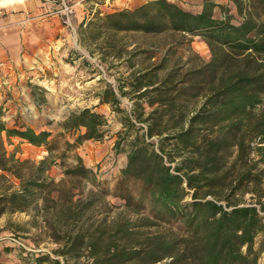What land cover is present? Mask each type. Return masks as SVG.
Returning <instances> with one entry per match:
<instances>
[{
    "label": "trees",
    "instance_id": "obj_1",
    "mask_svg": "<svg viewBox=\"0 0 264 264\" xmlns=\"http://www.w3.org/2000/svg\"><path fill=\"white\" fill-rule=\"evenodd\" d=\"M227 6L205 0L202 11L194 13L169 0H150L91 21L99 31L112 33L198 36L212 56L181 79L171 72L156 82L151 72L141 73L130 83L131 91L120 85L119 93L109 87L101 95L102 104L123 113L121 97L134 93L137 100L122 121L127 164L109 193L123 201L120 215L127 216L74 231L61 255L73 252L78 258L88 249L91 264L168 259L165 264H259L262 250L256 243L259 237L264 240V0H230ZM217 7L223 18L215 15ZM236 11L240 20L234 22ZM195 100L192 107L189 102ZM108 125L107 117L92 108L71 113L55 134L9 127L0 119V179L10 183L12 176L20 182L0 194V218L8 211L27 213L40 195L49 199L58 185L49 175L56 165L66 177L101 189L97 173L79 154L72 166L65 161L86 142L101 141ZM14 138L44 147L47 155L38 162L21 160L16 150L6 148V140L12 144ZM116 145L119 151L121 141ZM248 193L251 202L244 201ZM93 199L74 203L67 219L76 223L95 205ZM66 234L69 242L71 230ZM50 260L42 255L36 263Z\"/></svg>",
    "mask_w": 264,
    "mask_h": 264
},
{
    "label": "rangeland",
    "instance_id": "obj_2",
    "mask_svg": "<svg viewBox=\"0 0 264 264\" xmlns=\"http://www.w3.org/2000/svg\"><path fill=\"white\" fill-rule=\"evenodd\" d=\"M149 1L24 0L0 9V32L8 33L13 26L21 29L17 30L20 35L15 41V52L4 51L0 58L7 64L0 78V119L9 127L29 126L38 132L51 131L54 134L59 132L58 125L71 113L84 108L104 114L109 121L101 141L86 142L70 152L65 161L66 166H72L79 154L85 165L97 173L101 189L87 181L66 177L62 166H54L49 175L58 185L49 199L40 195L36 206L27 213L8 211L5 214L4 222L0 224V264H3V252L12 254L2 259L8 258L7 264H38L36 259L42 255L51 257L48 264H91L88 249L78 258H74L73 252L63 256L59 251L70 247L74 231L106 226L105 221L127 216L120 215L123 201L109 193L114 191L127 164L128 148L121 135L122 121L124 113L131 112L137 100L134 93L121 97L119 109H123V113L115 111L109 104H102L101 95L109 87L119 93L120 85L131 91L130 83L141 73L151 72L149 77L156 82L171 72L176 75V80L181 79L212 56L207 43L198 36L175 32L112 33L99 31L91 22L96 15L132 9ZM169 1L194 13L201 12L205 2ZM214 1L228 5L226 0ZM215 15L223 18L224 12L217 7ZM233 15L234 22L240 20L237 11ZM161 65L163 70H159ZM196 101L189 104L193 107ZM142 103L147 110L150 109L147 101ZM118 141H121L122 149L119 151L116 150ZM6 148L9 152L16 150L21 160L38 162L47 155L44 147L33 146L18 138L12 139V144L6 140ZM9 178L10 183L0 179V194L9 185L19 187L18 180L12 176ZM92 197L95 205L85 216L76 223L67 219L74 203ZM244 201L251 202V194H246ZM39 208H43L40 214L37 212ZM69 230L71 238L68 242L66 233ZM17 241L40 252L26 253ZM256 249L262 250L259 264H264L262 237L257 239Z\"/></svg>",
    "mask_w": 264,
    "mask_h": 264
},
{
    "label": "crops",
    "instance_id": "obj_3",
    "mask_svg": "<svg viewBox=\"0 0 264 264\" xmlns=\"http://www.w3.org/2000/svg\"><path fill=\"white\" fill-rule=\"evenodd\" d=\"M230 0H226V4H229ZM21 31L20 27L18 28L17 26H13L10 31L8 33H4V32H0V58L1 56L3 57V53L4 51H9L10 53H14L16 50V46H15V41L17 39V37H19L20 33L17 31ZM5 220V215L3 217L0 218V224H2ZM1 252V250H0ZM2 255H4L5 257H11L12 254H8L3 252ZM4 256L1 257V261L3 262V264H7V259L2 260L3 258H5ZM44 264H48V263H44Z\"/></svg>",
    "mask_w": 264,
    "mask_h": 264
},
{
    "label": "built area",
    "instance_id": "obj_4",
    "mask_svg": "<svg viewBox=\"0 0 264 264\" xmlns=\"http://www.w3.org/2000/svg\"><path fill=\"white\" fill-rule=\"evenodd\" d=\"M7 64L4 61L0 60V78L1 75L3 73V71L6 69ZM16 241V240H15ZM17 243L21 246H23V248L25 249L26 253H33V252H40V250L35 249V247H28L25 243L21 242V241H17Z\"/></svg>",
    "mask_w": 264,
    "mask_h": 264
},
{
    "label": "bare ground",
    "instance_id": "obj_5",
    "mask_svg": "<svg viewBox=\"0 0 264 264\" xmlns=\"http://www.w3.org/2000/svg\"><path fill=\"white\" fill-rule=\"evenodd\" d=\"M22 1L24 0H9V1L0 2V9L14 6Z\"/></svg>",
    "mask_w": 264,
    "mask_h": 264
},
{
    "label": "water",
    "instance_id": "obj_6",
    "mask_svg": "<svg viewBox=\"0 0 264 264\" xmlns=\"http://www.w3.org/2000/svg\"><path fill=\"white\" fill-rule=\"evenodd\" d=\"M9 1V0H0V2Z\"/></svg>",
    "mask_w": 264,
    "mask_h": 264
}]
</instances>
